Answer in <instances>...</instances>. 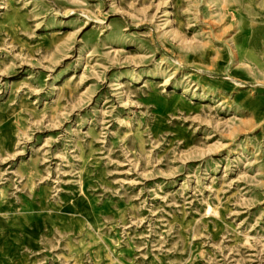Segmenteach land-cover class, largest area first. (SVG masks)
<instances>
[{"label":"rangeland","instance_id":"374dc122","mask_svg":"<svg viewBox=\"0 0 264 264\" xmlns=\"http://www.w3.org/2000/svg\"><path fill=\"white\" fill-rule=\"evenodd\" d=\"M0 264H264V0H0Z\"/></svg>","mask_w":264,"mask_h":264}]
</instances>
